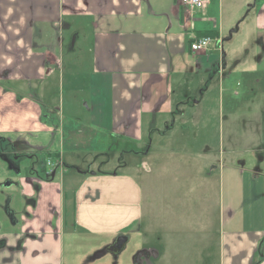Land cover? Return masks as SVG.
I'll return each mask as SVG.
<instances>
[{
    "label": "crops",
    "instance_id": "0c3cea01",
    "mask_svg": "<svg viewBox=\"0 0 264 264\" xmlns=\"http://www.w3.org/2000/svg\"><path fill=\"white\" fill-rule=\"evenodd\" d=\"M179 1L0 0V264H66L67 237L126 238L155 264H264V156L245 177L196 141L205 101L264 109V0ZM128 143L145 159L120 171L108 157ZM13 147L36 157L17 165Z\"/></svg>",
    "mask_w": 264,
    "mask_h": 264
},
{
    "label": "rangeland",
    "instance_id": "374dc122",
    "mask_svg": "<svg viewBox=\"0 0 264 264\" xmlns=\"http://www.w3.org/2000/svg\"><path fill=\"white\" fill-rule=\"evenodd\" d=\"M54 87H56V85ZM48 93L49 97H56L58 100L55 101L51 99V101H44L45 104L50 105L51 103H61L60 94H55L54 88L50 89ZM68 93V89L65 88L64 96L67 99L69 95ZM67 99L62 101L65 102V111H69L66 106L70 101ZM261 102H264V100ZM209 104L210 103L205 101L202 109L197 111V114H199L201 120H203L202 126L206 129L199 133L196 141L202 142V147H204V142H206L208 146H214L213 149L216 148L215 150H218V157L225 154L228 160L230 159L232 161V164L237 171L244 168L247 173L245 177H251V173L259 166L258 162L261 156H264V149L261 148L264 140V133L261 130L264 125V111H262L264 109L257 104V106L250 105L249 109H241L240 111H210L209 109L212 106ZM192 105L193 99H188L185 104L180 107L179 111H188L186 107ZM176 118L177 116L175 119ZM188 133H190V139L195 140V134L189 131ZM155 139H161V137L158 136ZM144 141L149 144L148 139H144ZM111 150L112 152L108 157V161L110 159L112 163H116L120 171H126V168H133V164H140L142 160L145 159L144 155L147 151V147L143 144L136 147V145L128 143L125 147L117 149L111 148ZM131 151H133V154H131ZM106 158L107 156H102L98 163H102ZM65 162L69 167L70 164L68 161ZM81 166L86 168V164ZM246 188L248 189V187ZM245 196V202H249L250 204L253 203L251 191H248ZM213 219L214 218H212V220ZM66 239L68 244L65 256L66 264H84L89 257H94L96 253L105 254V258L102 261L97 260L94 264H136L133 261L134 253L147 248L144 244H142V247H137L131 242L127 251L122 253L118 259H115L111 253L106 252V246L110 243L104 242L101 244L99 243L100 245L93 246L89 245V239L80 238L73 242L69 237ZM113 242L114 240L112 243ZM87 244L89 246H87ZM150 262L151 264H155L154 260H151Z\"/></svg>",
    "mask_w": 264,
    "mask_h": 264
},
{
    "label": "flooded vegetation",
    "instance_id": "af4514ba",
    "mask_svg": "<svg viewBox=\"0 0 264 264\" xmlns=\"http://www.w3.org/2000/svg\"><path fill=\"white\" fill-rule=\"evenodd\" d=\"M8 143H10V145H14V143L10 140L6 141ZM13 151L12 152H9L7 156H9L8 158H10L12 162L16 163L17 165L19 164L18 161L21 160L19 158H23V156H27V157H36V153L34 152L35 150L32 149L31 152L29 154H24L23 156L20 155L18 156L17 152H16V148H12ZM40 151L37 150V152ZM34 152V153H33ZM39 153V152H38ZM42 165L44 168L49 165V161L50 160H55V159H52L53 157L49 156V155H42ZM14 167V166H13ZM131 242L126 239V238H118L116 239L113 243H110L106 246V252H109L111 253L115 259H118V257L127 251L128 247L130 246ZM145 248V246H144ZM105 255V254H104ZM102 253H96L94 257H89L87 259V261L84 263V264H94L97 260L99 261H102L105 256H104ZM151 253L146 251V249H143L141 251H138L137 253H134V257H133V261L134 263L136 264H150V258H151ZM116 264V263H115Z\"/></svg>",
    "mask_w": 264,
    "mask_h": 264
},
{
    "label": "built area",
    "instance_id": "2783aa9c",
    "mask_svg": "<svg viewBox=\"0 0 264 264\" xmlns=\"http://www.w3.org/2000/svg\"><path fill=\"white\" fill-rule=\"evenodd\" d=\"M179 2L191 11H202L208 6L209 0H180ZM217 42L218 40L211 36L197 37L191 41L190 49L194 53H199L208 50Z\"/></svg>",
    "mask_w": 264,
    "mask_h": 264
},
{
    "label": "trees",
    "instance_id": "16d2710c",
    "mask_svg": "<svg viewBox=\"0 0 264 264\" xmlns=\"http://www.w3.org/2000/svg\"><path fill=\"white\" fill-rule=\"evenodd\" d=\"M204 36H211V37H214V35H209V34H207V35H203V36H201V37H204ZM215 38V37H214ZM49 156H51V155H49Z\"/></svg>",
    "mask_w": 264,
    "mask_h": 264
}]
</instances>
